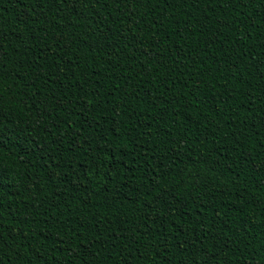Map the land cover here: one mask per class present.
<instances>
[{
    "label": "trees",
    "instance_id": "trees-1",
    "mask_svg": "<svg viewBox=\"0 0 264 264\" xmlns=\"http://www.w3.org/2000/svg\"><path fill=\"white\" fill-rule=\"evenodd\" d=\"M0 264H264V0H0Z\"/></svg>",
    "mask_w": 264,
    "mask_h": 264
}]
</instances>
